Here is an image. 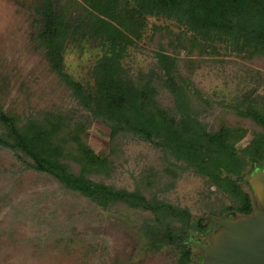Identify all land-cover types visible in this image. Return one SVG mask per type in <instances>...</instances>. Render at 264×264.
Returning <instances> with one entry per match:
<instances>
[{
  "label": "rangeland",
  "instance_id": "obj_1",
  "mask_svg": "<svg viewBox=\"0 0 264 264\" xmlns=\"http://www.w3.org/2000/svg\"><path fill=\"white\" fill-rule=\"evenodd\" d=\"M44 3L0 0L4 108L24 127L36 119L50 129L51 115L59 126L87 125L88 143L95 152L114 156L110 176L96 171L93 178L139 198L111 210L96 208L54 176L29 169L13 151L0 146V264H177L181 256L177 244L166 243L158 252L147 251L141 244L139 226L145 220H157L158 214L139 204H149L152 198L164 205L161 215L174 209L172 235L180 228L188 233L183 244L192 249L190 264H204L203 250L192 241L213 246L226 230L219 227L209 237L191 240L193 234L202 233L196 224L201 218L209 224L231 215L236 219L254 216L264 210L261 188L251 185L253 208L250 214H239L240 197L230 195L204 174L211 165L205 166L203 160L193 158L185 165L182 153L164 137L148 139L129 124L114 136L112 121L97 114L95 103L101 99L95 68L111 58L127 84L156 87V107L178 117L174 86L188 85L194 94L189 106L192 120L202 133L224 123L241 124L248 129L239 143L242 148L259 129L240 121L236 109H264V55H240L229 44L206 40L174 21L149 17L141 37L133 36L123 53L110 51L106 41L84 36L82 30L71 33L63 50L62 72L81 83L74 86L51 67L36 42L41 16L37 8ZM6 133L7 126L0 121V138ZM204 155L205 161L216 160L207 151ZM257 171L256 164L249 163L246 176ZM234 179L239 191L247 189L244 180Z\"/></svg>",
  "mask_w": 264,
  "mask_h": 264
},
{
  "label": "trees",
  "instance_id": "obj_2",
  "mask_svg": "<svg viewBox=\"0 0 264 264\" xmlns=\"http://www.w3.org/2000/svg\"><path fill=\"white\" fill-rule=\"evenodd\" d=\"M37 8L40 13L35 39L46 55L51 67L72 85L81 83L63 74V50L71 33L82 30V35L90 34L103 39L110 51L123 53L125 44L132 37L140 38L149 17L165 18L183 26L192 33L202 35L206 40L229 44L240 55H264V0H44ZM162 55V54H161ZM96 86L100 99L96 100L99 117H107L111 122L113 135L124 132V126L145 134L148 139L164 137L175 151H180V159L186 164L196 158L203 164L211 165L210 171H203L230 195L240 197L239 214H250L253 203L251 183L246 176L249 163L264 165V109L248 107L246 111L236 109L237 117L249 121L259 129L247 145L240 147L248 129L240 125L224 123L218 129L202 133V127L192 120L190 113V87H175L180 117L172 112L156 107L154 95L156 87L132 86L127 84L118 66L112 59L96 66ZM171 84V83H170ZM173 88V86H171ZM82 93V92H81ZM5 91L0 87V121L7 126V133L0 138V146L13 151L29 169L54 176L65 187L86 197L91 204L102 210H111L117 204H127L129 199L139 198L134 193L121 192L112 186L93 178L92 173L109 177L112 173L114 156H101L88 143L87 125L58 124V119L50 116L51 128L41 122L27 121L22 126L19 120L5 110ZM104 101V105H103ZM9 112V113H8ZM17 119V120H16ZM181 138L184 139L181 142ZM205 147V148H204ZM205 151L216 158L205 161ZM97 171V172H96ZM231 179L223 183L222 172ZM242 179L247 189L241 191L235 179ZM139 205L158 214V219L145 220L139 228L143 249L160 251L166 243L177 244L181 256L177 264L192 262L191 247L183 244L188 235L184 228L179 232L171 229L170 220L174 209L161 215L164 205L155 198L149 204ZM130 204V202H129ZM165 208V207H164ZM181 213V211H179ZM210 223L201 218L196 227L201 232Z\"/></svg>",
  "mask_w": 264,
  "mask_h": 264
},
{
  "label": "water",
  "instance_id": "obj_3",
  "mask_svg": "<svg viewBox=\"0 0 264 264\" xmlns=\"http://www.w3.org/2000/svg\"><path fill=\"white\" fill-rule=\"evenodd\" d=\"M256 166L258 171L248 179L261 188L264 206V166L260 163ZM217 226L226 231L217 237L216 245L194 242L205 254L204 264H264V210L252 217L214 219L206 235L214 232Z\"/></svg>",
  "mask_w": 264,
  "mask_h": 264
},
{
  "label": "flooded vegetation",
  "instance_id": "obj_4",
  "mask_svg": "<svg viewBox=\"0 0 264 264\" xmlns=\"http://www.w3.org/2000/svg\"><path fill=\"white\" fill-rule=\"evenodd\" d=\"M264 166V165H263ZM264 168V167H263ZM231 216H233V215H231ZM234 218H236L235 216H233ZM220 226H217L216 227V229L215 230H217L218 228H219ZM221 228V227H220ZM215 230H214V232H215ZM206 232H208L209 231V228L208 229H206L205 230ZM214 232H212L211 234H213ZM211 234H207L206 235V233L205 232H202V233H195V234H193V239H191V240H196L197 238H200V237H202L203 235H206L205 237H209V236H211ZM190 240V241H191ZM193 243L195 242V241H192ZM203 244V243H202ZM206 245H208V244H206Z\"/></svg>",
  "mask_w": 264,
  "mask_h": 264
}]
</instances>
